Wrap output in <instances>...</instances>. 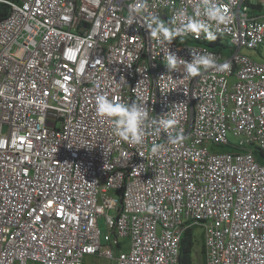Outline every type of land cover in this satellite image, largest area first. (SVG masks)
I'll return each instance as SVG.
<instances>
[{
	"label": "built area",
	"instance_id": "obj_1",
	"mask_svg": "<svg viewBox=\"0 0 264 264\" xmlns=\"http://www.w3.org/2000/svg\"><path fill=\"white\" fill-rule=\"evenodd\" d=\"M136 2L0 0V264H179L194 227L205 264H264V158L254 154H264V62L246 53L264 47V0H218L234 19L214 26L216 40L171 44L150 37L145 17L175 29L201 0H146L129 25ZM167 50L229 67L170 72ZM97 94L177 125L147 126L132 144L97 115ZM101 218L115 241L131 239L129 252L102 240Z\"/></svg>",
	"mask_w": 264,
	"mask_h": 264
},
{
	"label": "clouds",
	"instance_id": "obj_2",
	"mask_svg": "<svg viewBox=\"0 0 264 264\" xmlns=\"http://www.w3.org/2000/svg\"><path fill=\"white\" fill-rule=\"evenodd\" d=\"M146 11V0H137L132 6L127 23L129 25L137 23L138 17L143 16ZM178 16L181 24L175 29L170 28L159 16L154 14L147 15L145 17L147 22L142 25L149 31L152 39L160 43L171 44L177 35H187L188 33H192L197 38L203 34L206 40L214 41L217 39L214 26L218 28L220 25H228L234 19L229 7L219 3L218 0H201V7L197 9L195 15H188L187 11L182 9L178 12ZM191 55V62H186L167 50L164 56L165 66L171 72L180 71L182 65L183 71L192 77H196L208 69L219 71L229 67L227 63L218 64L217 58L210 52H191ZM95 108L97 115L111 124L115 136L132 144L144 142L147 126L154 127L155 132L159 133L172 130L177 125V121L170 118L168 114L150 118L149 109L145 104L109 99L106 94L95 96ZM179 139H182V133L172 138L173 142H177ZM162 147V145H154L151 151L156 153Z\"/></svg>",
	"mask_w": 264,
	"mask_h": 264
},
{
	"label": "rangeland",
	"instance_id": "obj_3",
	"mask_svg": "<svg viewBox=\"0 0 264 264\" xmlns=\"http://www.w3.org/2000/svg\"><path fill=\"white\" fill-rule=\"evenodd\" d=\"M246 53L249 56L255 57L256 60L260 62H264V47H260L257 50H252V51H246ZM234 82V79H230V83L232 84ZM232 143H236L237 141L233 138L230 140ZM222 150H225L222 149ZM98 228L100 230L101 238L104 240V237L106 235H111L113 238L109 245L112 247L116 255H120L123 253H127L130 250L131 246V239L129 237H119L115 241V235L111 233L109 230L105 218H101L98 220ZM195 237L197 239L196 246L193 251V260L194 264H203V259L201 255V248L204 243L203 241V236H202V231L200 228L195 229ZM103 243H105L103 241ZM84 264H114L112 261L105 259V258H97L93 256H87L83 259ZM30 264V263H29Z\"/></svg>",
	"mask_w": 264,
	"mask_h": 264
},
{
	"label": "trees",
	"instance_id": "obj_4",
	"mask_svg": "<svg viewBox=\"0 0 264 264\" xmlns=\"http://www.w3.org/2000/svg\"><path fill=\"white\" fill-rule=\"evenodd\" d=\"M8 13H9L8 8L5 5H0V19L6 17ZM211 48L215 49V47H211ZM254 154L258 159V161H262V159L264 158V154L258 150H254ZM195 229H196L195 227L187 229L186 232L184 233V236L181 241L179 264H194L193 251L196 246V243L198 242L195 237ZM201 255L203 259V264H205L204 243L201 248Z\"/></svg>",
	"mask_w": 264,
	"mask_h": 264
}]
</instances>
